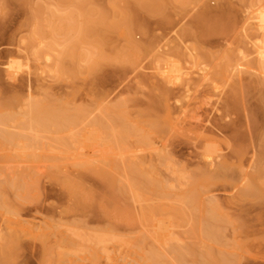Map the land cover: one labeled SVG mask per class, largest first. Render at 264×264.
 <instances>
[{
	"label": "rangeland",
	"instance_id": "rangeland-1",
	"mask_svg": "<svg viewBox=\"0 0 264 264\" xmlns=\"http://www.w3.org/2000/svg\"><path fill=\"white\" fill-rule=\"evenodd\" d=\"M119 1L0 0V250L14 232L9 264H264V189L241 195L264 167V108L227 103L240 71L263 79L264 0H228L226 35L215 0ZM101 15L108 39H79ZM37 100L66 132L28 123ZM139 160L152 184L130 183ZM200 170L205 214L182 199Z\"/></svg>",
	"mask_w": 264,
	"mask_h": 264
},
{
	"label": "bare ground",
	"instance_id": "bare-ground-1",
	"mask_svg": "<svg viewBox=\"0 0 264 264\" xmlns=\"http://www.w3.org/2000/svg\"><path fill=\"white\" fill-rule=\"evenodd\" d=\"M86 1H89V0H86ZM121 1V0H120ZM119 1V2H120ZM215 1H217V6L218 7H215V9L214 8H212L210 5H205L204 7H207L206 9L208 10V12L206 13V15H207V17L208 18H210V20H212L211 22H213V25L215 24L216 25V27L218 28V29H221V33L224 35H226V33L225 32H227V27H232V28H235L236 27V22H235V20H236V15H238L237 14V12H236V7H233V3H231V2H229L228 0H215ZM83 2V1H82ZM114 2V1H113ZM115 2H116V0H115ZM118 2V1H117ZM117 2L116 3H110V4H117ZM123 2H124V0H123ZM207 1H205V4H207L206 3ZM80 3H81V0H80ZM122 3V2H121ZM85 4H86V6L85 7H87V3L85 2ZM90 5H91V2L89 3ZM82 5H84L83 3L81 4V7H83ZM93 5V4H92ZM94 6H96V5H94ZM97 7V6H96ZM111 7V6H110ZM112 7H115V6H112ZM119 7H121V5L119 6ZM83 14H85L84 12H83ZM89 14V13H88ZM94 14V13H93ZM85 16V15H84ZM87 16V15H86ZM85 16V17H86ZM91 17V16H90ZM238 17V16H237ZM87 18V17H86ZM85 19V18H84ZM89 19V18H88ZM87 19V20H88ZM92 19V18H91ZM112 20V19H111ZM89 21H90V19H89ZM98 21V22H97ZM84 22V21H83ZM85 22H86V19H85ZM92 23H93V19H92V21H91ZM94 22H97L98 24L96 25H88V23H85V24H81V26H80V24H79V26L81 27V30H80V32H79V34H80V38L79 39H81L82 41L83 40H85L87 37H89L90 35H94L95 36V43H97V42H100V40L101 41H103L102 40V38L103 39H105V41H106V39H108V38H104V36L105 37H107L106 35H107V31L108 32H111V31H109L108 29L110 28H112V30H115V26L116 25H118V24H116L115 25V23L113 24V25H115V26H112V24L109 26V24H107V22H109V19H107V22H106V18L104 17V16H102L101 15V17L100 18H97V20L95 21L94 20ZM113 22V21H112ZM117 23V22H116ZM43 26V25H42ZM79 26H77L76 27V29L79 27ZM119 26V25H118ZM40 29V28H39ZM116 29H117V27H116ZM42 29H40V31H41ZM261 30H263L264 31V29H261ZM36 31V30H35ZM39 31V30H38ZM105 32V33H104ZM258 32V31H257ZM256 32V33H257ZM262 32V31H261ZM38 33V32H37ZM40 33V32H39ZM260 33V30H259V32H258V34ZM42 34V33H41ZM45 34V33H44ZM105 34V35H104ZM109 34V33H108ZM262 34V33H261ZM35 36L37 35V34H34ZM39 35V34H38ZM104 35V36H103ZM250 35V34H249ZM253 35V34H252ZM252 35H250L251 37H252ZM256 35V34H255ZM254 35V36H255ZM260 35V34H259ZM257 36V35H256ZM43 37V36H42ZM41 37V38H42ZM78 37V36H77ZM243 37V36H242ZM259 37V36H258ZM45 38V37H44ZM90 38H92V37H90ZM89 38V39H90ZM98 38H100V40L99 41H97L98 40ZM253 38V37H252ZM36 39V38H35ZM93 39V38H92ZM34 40V39H33ZM37 40V39H36ZM35 40V41H36ZM94 41V40H93ZM93 41H91V42H93ZM75 42V41H74ZM85 42V41H84ZM78 43V42H77ZM79 43H81V42H79ZM100 43H102V42H100ZM104 43V42H103ZM249 43V42H248ZM99 44V43H98ZM79 45V44H78ZM77 45V46H78ZM83 45V44H82ZM35 52V51H34ZM37 55V54H36ZM35 55V56H36ZM228 56V55H227ZM232 59V58H231ZM252 65H254V66H256L257 68H259V69H262V71L264 70V50H262L261 52H260V57H259V59L257 60L256 59V61L253 63L252 62ZM252 67V66H251ZM258 71V70H257ZM261 71V70H260ZM261 72H259V74H260ZM263 73V72H262ZM244 74H242V72L240 71L239 72V74L237 75L238 77L237 78H239V80L236 82V83H234V84H232V85H234V86H231V87H229L230 88V90L228 91L229 92V94H228V96H227V100H228V102L227 103H229V102H234V104L233 105H236L237 106V104H239L240 103V101L243 103V105H246V106H248L249 104H250V102L252 101V100H255V102L254 103H252L251 102V105H255V103H258L259 105H260V107H262V108H264V98L262 97V96H260L259 94L261 93V91H262V86L264 85V76L262 77L263 79H260L257 75L255 76H253V75H251V76H249V78H246L245 76H243ZM232 88V89H231ZM264 90V89H263ZM166 93V92H165ZM227 94V93H226ZM259 95V97H257L258 95ZM262 94V93H261ZM166 95H167V93H166ZM257 95V96H256ZM165 96V95H164ZM8 101V100H7ZM7 101H5V102H7ZM250 101V102H249ZM35 101H33V103L32 104H30L29 105V107H28V109H30V110H28V111H31V112H28L27 114H28V116H29V121H28V123H30L31 125H36V126H38V127H43V129L44 128H48V129H50V127H53V130L55 131V132H57V133H61L60 131L62 130H64L65 131V129H64V127L66 128V125L68 126V123H58V122H55L56 120L54 119V117H52V114H48V112H46V110L44 111L43 109H42V106H43V108H44V106H45V109H46V101H44V102H42L41 100L40 101H38L37 100V102H35ZM237 102V104H235ZM239 102V103H238ZM44 103V104H43ZM231 104V103H230ZM241 104V103H240ZM239 104V105H240ZM9 105V104H8ZM42 105V106H41ZM30 106H32L33 108H32V110H31V107ZM253 107V106H252ZM227 108V107H226ZM233 108V107H232ZM261 108V109H262ZM182 109V108H181ZM230 109V108H229ZM237 109V108H236ZM239 109V108H238ZM177 110V109H176ZM248 110V109H247ZM180 111V110H179ZM261 111H263V110H261ZM261 113V112H260ZM263 113V112H262ZM69 114V113H68ZM51 115V116H50ZM204 115V114H203ZM62 116V115H61ZM58 117V116H57ZM68 117V116H67ZM251 117V116H250ZM22 118V117H21ZM185 118V117H184ZM202 118V117H201ZM64 119V118H63ZM122 119V118H121ZM5 120V118H3L2 119V124L4 123L3 121ZM7 120V119H6ZM9 120V119H8ZM55 120V121H54ZM69 121V120H68ZM67 121V122H68ZM123 121H121V123H122ZM155 124V123H154ZM70 125V124H69ZM103 125V124H102ZM116 125V124H115ZM186 125H187V123H186ZM139 126V125H138ZM157 127L158 128V126L159 125H154V126H152V129H154V127ZM195 126V125H194ZM69 127V126H68ZM148 127H151V125L150 126H148ZM156 127H155V132H156ZM172 127V126H171ZM63 128V129H62ZM133 128H135V127H133ZM138 128V127H137ZM146 128V127H145ZM160 128V127H159ZM166 128V127H165ZM256 128V127H255ZM42 129V130H43ZM48 129H45V131L47 130L48 131ZM69 129V128H68ZM151 129V130H152ZM167 129V128H166ZM67 130V129H66ZM159 129H157V131H158ZM163 130H164V128H163ZM163 130H161L160 132H159V134L160 135H162L161 133H162V131ZM176 130V129H175ZM233 130V129H232ZM46 131V132H47ZM72 131V130H71ZM45 132V133H46ZM51 132V131H50ZM66 132V131H65ZM67 132H68V130H67ZM73 132V131H72ZM164 132V131H163ZM178 132V131H177ZM3 133V135L2 136H5L4 137V140L6 139V138H8V141H11V140H13L14 138H16V136H15V134H13V132L12 133H10V132H5V131H3L2 132ZM53 133V132H52ZM154 133V132H153ZM157 133V132H156ZM155 133V134H156ZM165 133V132H164ZM258 133V132H257ZM17 134V133H16ZM21 134V133H20ZM96 134V133H95ZM130 134V136L133 134L134 135V129H132L131 128V126H129L128 125V123L127 124H123L122 123V125H121V131L119 132V136H118V138L120 139V136H121V139L122 140H124L122 137H125V136H127V135H129ZM143 135V134H142ZM147 135V134H146ZM130 136H127L128 138L130 137ZM148 136V135H147ZM186 137H188V139L189 138H191V137H194L193 135H191V134H186L185 135ZM18 137V136H17ZM126 137V138H127ZM160 137V136H159ZM162 137V136H161ZM200 137V136H199ZM125 138V139H126ZM2 139H3V137H2ZM18 139H20L19 137H18ZM148 139V138H147ZM201 140V139H200ZM209 140V139H208ZM208 140H206V141H208ZM213 140V139H212ZM7 141V140H6ZM55 141H57V142H59V143H61V144H65V143H67V139H64V138H58L57 140H55ZM163 141V140H162ZM187 141H189V140H187ZM194 141V140H193ZM205 141V140H204ZM205 141V142H206ZM141 142V141H140ZM167 142V141H166ZM208 142H210V141H208ZM195 143V142H194ZM13 144V143H12ZM50 144V143H49ZM177 144V143H176ZM208 144V143H207ZM4 146H7L8 144H3ZM44 145V144H43ZM202 145V144H201ZM37 146V145H36ZM51 146V145H50ZM90 146V145H89ZM12 147V146H11ZM89 148H91V147H89ZM195 149V148H194ZM7 150V149H6ZM42 150H44L43 148H42ZM45 150H48V149H45ZM87 156V155H86ZM24 157V156H23ZM22 159V158H21ZM26 160V159H25ZM89 160V159H88ZM164 160L166 161H168V159L167 158H164ZM41 161V160H40ZM43 161V160H42ZM80 161V160H79ZM111 161V160H110ZM164 161V162H165ZM197 161V160H196ZM27 162V161H26ZM87 162V161H86ZM142 161L141 160H139V161H135V162H127V163H124L123 165H124V167L123 166H119V167H123L124 169L123 170H125L126 168H128L129 169V171L126 169V171L129 173L130 172V175L129 176H131L130 178H131V181H130V183L132 182V180L133 181H135V182H138V183H141V184H152L153 182H155L156 180H155V178L153 179L152 177V175L153 174H155V173H153V172H150V174H149V172L147 171V170H144L145 168L143 167V164L141 163ZM202 162V161H201ZM225 162H226V160H225ZM224 162V163H225ZM81 163H82V161H81ZM228 163V162H227ZM38 164V163H37ZM85 164V163H84ZM107 164V163H106ZM199 164V163H198ZM201 164V163H200ZM86 165V164H85ZM91 165V164H90ZM111 165V164H110ZM118 166L117 164H115V163H112V166ZM126 165V166H125ZM205 165V164H204ZM221 165V164H220ZM224 166H226L225 164H223ZM223 165H221L220 167L221 168H225V167H222ZM87 166V165H86ZM89 167V166H88ZM198 168L197 169H205V167H207L206 165H205V167L204 166H197ZM219 167V168H220ZM1 168V167H0ZM36 168V167H35ZM98 168V167H97ZM101 168V167H100ZM117 169H120V168H118V167H116ZM144 168V169H143ZM218 168V167H217ZM263 166L262 165H260V166H258L257 167V174H255V176H256V181L259 183V184H256V181H254L255 183H252L251 182V184H249L248 186L249 187H246L245 189H244V191H242V196L243 197H245V199L246 198H248V197H250V199H252V200H250V201H248V202H250L251 203V201H255V200H258L259 201V195L261 196V194L263 193V189H264V186H261L262 184H263V180L262 179H264V177L263 178H261L262 177V175L261 174H263L264 175V173H262V172H264V170H263ZM24 169V168H23ZM34 169V168H33ZM90 169H92V168H90ZM110 169V168H109ZM13 170V169H12ZM21 170V169H20ZM105 171H106V169H104ZM115 171H117L116 169H114ZM32 171V170H31ZM30 171V172H31ZM103 172V171H99V170H96V169H93L91 172H93V174H97L100 178H102L104 181L105 180H107V181H111V183H115V181L117 182L118 181V178H117V180H115L114 181V179H112L113 178V176H115L114 174H112V173H110V174H108L107 172ZM114 171V172H115ZM119 171V170H118ZM207 171V170H206ZM206 171H199V174L200 175H198L197 173L196 174H194V177L196 178V179H193V180H191L190 181V190H188L186 193H184V197L185 198H183L182 197V195H181V197H182V199H183V201L187 198V201H188V203H189V205H188V207L191 209L192 207H194V208H197V211H199L200 210V208H201V210H202V208H204L203 210H206L205 209V204L203 203L204 201H202L201 203H199L200 205L201 204H203L200 208L198 207V206H194L197 202H198V200L197 199H199V201H200V197H202V199H203V195H206L205 193H202V192H205V190H207V186H208V184H209V186H210V184L211 183H208V181H210V180H208L207 179V173H208V171L206 172ZM24 172V171H23ZM28 172V171H27ZM30 172H28V173H30ZM125 172V171H124ZM215 172V171H214ZM15 173V172H14ZM13 173V174H14ZM33 173V172H32ZM74 173V172H73ZM118 173V172H117ZM152 174V175H151ZM2 175V174H1ZM4 175V174H3ZM11 175V174H10ZM67 175V174H66ZM80 175V174H79ZM110 175L112 176V178L110 177ZM152 177H151V176ZM197 175V176H196ZM258 175V176H257ZM259 175H261V177L259 176ZM60 176V175H59ZM212 175L210 174V177L209 178H213V176L211 177ZM66 177V176H65ZM119 177V176H118ZM259 177H260V179H259ZM68 178V177H67ZM75 178V177H74ZM78 178H81V176L80 177H78ZM115 178V177H114ZM120 178V177H119ZM125 178H126V176H125ZM158 179V178H157ZM262 180L263 182H260V181H258V180ZM68 181H70L69 179H67ZM76 180V179H75ZM78 181H80L81 179H77ZM123 180V179H122ZM159 181H161V179H158ZM157 180V181H158ZM213 180V179H212ZM72 181V180H71ZM106 181V182H107ZM113 181V182H112ZM158 181V182H159ZM252 181H253V179H252ZM128 182H129V180H128ZM0 183H1V185H3L2 184V182L0 181ZM161 183H162V181H161ZM158 184V183H157ZM261 184V185H260ZM21 185V184H20ZM213 185V184H212ZM264 185V184H263ZM23 186V185H22ZM21 186H19V187H17V188H20ZM11 189V188H10ZM209 190V189H208ZM201 192V193H200ZM201 194H203L202 196H201ZM251 196H252V198H251ZM257 196V198L258 199H255L254 198V200H253V197H256ZM199 197V198H198ZM263 197V196H262ZM243 200H245L244 198H242ZM262 199H264V198H261V200ZM248 199H246V201H247ZM187 201H186V205L188 204L187 203ZM245 201V202H246ZM263 202V201H262ZM1 204V203H0ZM4 204V203H3ZM184 204H185V202H184ZM2 205V204H1ZM190 205L192 206V207H190ZM5 206V205H4ZM248 206V205H247ZM186 209H188L187 208V206L185 207ZM186 209H184V210H186ZM199 209V210H198ZM248 209V208H247ZM192 211H195V213L197 212L196 211V209L195 210H193V209H191ZM191 210H188L189 212L188 213H190L191 212ZM200 210V211H201ZM185 212V211H184ZM202 212H204V214L205 213H207V212H205V211H201V212H199V213H202ZM192 213V212H191ZM198 213V212H197ZM253 213V212H252ZM249 216V215H248ZM253 217V216H252ZM247 218V217H246ZM254 218V217H253ZM255 220V219H254ZM251 222H253L252 224L254 225V221H251ZM256 224V223H255ZM257 225H259V224H257ZM256 225V226H257ZM255 226V225H254ZM245 227V226H244ZM248 227H250V226H248ZM11 233H13L14 234V232H11ZM10 233V234H11ZM13 234H11L10 236H8V237H6V240H4V241H6V246L2 249V250H0V264H7L8 262H9V259L11 258V254H12V248L10 247V246H12L13 244H14V236L15 235H13ZM1 239V238H0ZM5 244V243H4ZM204 258V257H203ZM151 259L153 260V258L151 257ZM155 259V258H154ZM6 260V262H4ZM150 260V259H149ZM204 260V259H203ZM207 260V258L203 261V262H205ZM151 261V260H150ZM156 261V260H155ZM10 262H11V260H10ZM156 262H159V261H156ZM201 262H202V260H201ZM9 264V263H8ZM201 264V263H200ZM206 264V263H205Z\"/></svg>",
	"mask_w": 264,
	"mask_h": 264
}]
</instances>
